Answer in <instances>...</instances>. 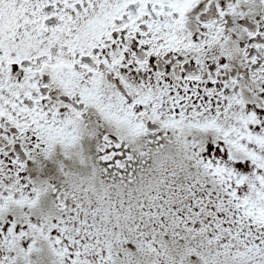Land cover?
<instances>
[{
	"label": "snow or ice",
	"instance_id": "1",
	"mask_svg": "<svg viewBox=\"0 0 264 264\" xmlns=\"http://www.w3.org/2000/svg\"><path fill=\"white\" fill-rule=\"evenodd\" d=\"M0 264H264V0H0Z\"/></svg>",
	"mask_w": 264,
	"mask_h": 264
}]
</instances>
